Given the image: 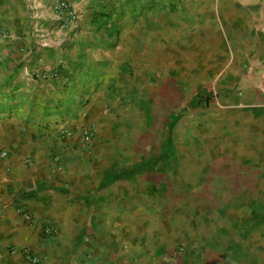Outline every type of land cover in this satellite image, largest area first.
<instances>
[{"label":"crops","instance_id":"0c3cea01","mask_svg":"<svg viewBox=\"0 0 264 264\" xmlns=\"http://www.w3.org/2000/svg\"><path fill=\"white\" fill-rule=\"evenodd\" d=\"M55 1L0 0V264H264L261 1Z\"/></svg>","mask_w":264,"mask_h":264},{"label":"rangeland","instance_id":"374dc122","mask_svg":"<svg viewBox=\"0 0 264 264\" xmlns=\"http://www.w3.org/2000/svg\"><path fill=\"white\" fill-rule=\"evenodd\" d=\"M261 2L259 3V7L262 6V12L261 14L258 13V11L255 12V18L251 20L250 26L253 30L254 33V42L256 44L253 55L250 56V58L247 59L248 61V67L253 66V71L255 74H261V72L264 71V47H263V42H264V0H260ZM175 6L179 5V0L178 3L174 2ZM246 73V71H243ZM241 86L242 91L245 90L244 88V81L243 77L239 78L236 82V88ZM221 88L213 89V90H204L201 94H206L209 98V101L207 100L208 104H203V106H209L215 101V97L219 96V92L222 91L220 90ZM235 89V88H234ZM237 89H235L236 91ZM238 91V90H237ZM218 93V94H217ZM206 96V97H207Z\"/></svg>","mask_w":264,"mask_h":264},{"label":"built area","instance_id":"2783aa9c","mask_svg":"<svg viewBox=\"0 0 264 264\" xmlns=\"http://www.w3.org/2000/svg\"><path fill=\"white\" fill-rule=\"evenodd\" d=\"M54 8L58 12L62 11L63 13H65L66 16H67V18H68V20L71 21V22H77L78 19H79V15H78L77 10L75 9L74 5L71 2H69L68 0H56L54 2ZM49 74L51 76H53V77H56V75H58V73L57 72H54V71L52 73H49ZM48 76L49 75L47 73L46 74H43V77H48ZM262 90H263V93H264V85L262 87ZM238 93L239 94L242 93V89L241 88L238 89ZM206 96H207L206 94H203V95L200 96V99H202V101L205 102L206 101V98L208 97V96L207 97ZM92 133H93V131L92 130H89V129H87L84 132V139H85L86 142H90L92 140ZM0 155L2 157H7L9 155V153H8L7 150H5L3 148H0ZM26 215L29 218L32 217L31 214H29L28 212H26ZM46 231L49 232V233H51L52 232V229L49 228ZM184 251H185V248L184 247H180L179 252L180 253H183ZM24 253L25 254H29L31 256V260L32 261H34V262L38 261V258L35 255H33L31 253V251H29V250L26 249L24 251Z\"/></svg>","mask_w":264,"mask_h":264},{"label":"trees","instance_id":"16d2710c","mask_svg":"<svg viewBox=\"0 0 264 264\" xmlns=\"http://www.w3.org/2000/svg\"><path fill=\"white\" fill-rule=\"evenodd\" d=\"M207 100L209 101V98H208V97L206 98V101H207ZM206 101H205V102H203V101H202V99H200V97H199V98H197V103H200V104H201V103H203V104H205V103H206V104H208V102H206ZM25 194H26V193H25Z\"/></svg>","mask_w":264,"mask_h":264}]
</instances>
